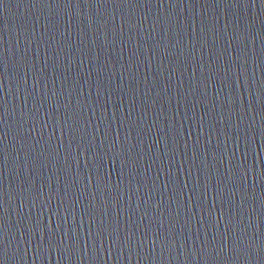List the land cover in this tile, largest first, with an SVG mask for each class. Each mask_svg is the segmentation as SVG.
I'll list each match as a JSON object with an SVG mask.
<instances>
[{"label": "water", "instance_id": "water-1", "mask_svg": "<svg viewBox=\"0 0 264 264\" xmlns=\"http://www.w3.org/2000/svg\"><path fill=\"white\" fill-rule=\"evenodd\" d=\"M0 57L3 264L264 262L261 0H0Z\"/></svg>", "mask_w": 264, "mask_h": 264}, {"label": "snow or ice", "instance_id": "snow-or-ice-1", "mask_svg": "<svg viewBox=\"0 0 264 264\" xmlns=\"http://www.w3.org/2000/svg\"><path fill=\"white\" fill-rule=\"evenodd\" d=\"M41 2L43 3H51L52 0H41ZM63 2L66 4V5H71L73 2L77 3V5H79L80 3V0H63ZM85 3L88 2V0H84ZM238 2H242V0H238ZM261 3H262V6H264V0H261ZM0 63H3V59L2 57H0ZM113 159H115V157H113ZM128 159L130 158H126L124 160L121 161V170H122V174H123V168L127 165L128 163ZM101 165L97 164L96 165V168H97V171H99ZM97 187H99V184L97 185ZM103 222H101L102 224ZM113 232H116L118 233L119 232V225L117 224L113 229H112ZM97 236L101 239L102 241V238H103V229H101V231H98L97 233ZM63 237H60V243L63 244ZM153 243H155V241H153ZM165 247L168 246V241H165V244H164ZM69 251L71 250H74V244L73 243H69V246H68V249ZM20 251V248H19V245H17V252ZM260 251L261 253H264V244L261 245V248H260ZM6 252V244H0V256H3ZM0 264H3V261L0 260ZM262 264H264V262H262Z\"/></svg>", "mask_w": 264, "mask_h": 264}]
</instances>
